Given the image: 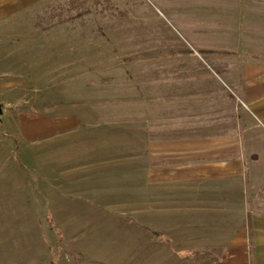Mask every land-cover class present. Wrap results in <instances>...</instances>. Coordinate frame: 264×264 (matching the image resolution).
<instances>
[{
	"label": "rangeland",
	"instance_id": "rangeland-1",
	"mask_svg": "<svg viewBox=\"0 0 264 264\" xmlns=\"http://www.w3.org/2000/svg\"><path fill=\"white\" fill-rule=\"evenodd\" d=\"M255 4L264 0H46L0 23V264H134L148 255L172 264H214L222 256L180 253L200 247L197 237L175 239L172 252L157 246L136 253L134 223L117 213L68 220L64 212L76 195L69 183L74 173L65 170L76 158L43 155L36 142L20 139L13 117L22 111L67 115L81 111L76 105L84 100L131 102L139 97L134 86L144 95L150 84L166 81L198 86L200 63L213 70L232 64L233 71L255 63L248 56H264V46L255 45L264 40L257 36L264 28L253 18L264 14L240 11ZM15 36L34 41L11 45L2 39ZM54 37L64 40L38 44ZM202 50L233 56L207 60ZM235 74L221 79L236 84ZM87 230L97 234L92 246L79 236ZM117 234L124 236V252L106 251ZM215 246L214 239L204 244Z\"/></svg>",
	"mask_w": 264,
	"mask_h": 264
},
{
	"label": "crops",
	"instance_id": "crops-1",
	"mask_svg": "<svg viewBox=\"0 0 264 264\" xmlns=\"http://www.w3.org/2000/svg\"><path fill=\"white\" fill-rule=\"evenodd\" d=\"M44 1L0 0V23ZM240 11L264 14V4ZM253 19L264 28V16ZM2 39L11 45L34 41L28 36ZM255 45L264 46V40ZM200 54L214 61L233 56L214 50ZM250 59L255 63L234 71L232 64L213 70L200 63L198 86L166 81L150 84L147 95L134 86L139 97L131 102L84 100L76 105L81 111L67 115L22 111L13 117L15 129L22 141L36 142L43 155L76 158V164L69 159L71 168L65 170L74 173L69 183L76 195L64 212L68 220L117 213L134 223L136 253L150 254L157 246L172 252L175 239L197 237L200 247L180 253L215 251L222 256L214 264H264V56ZM232 73L238 83L221 79ZM90 232L80 233L87 237L83 245H93L97 234ZM116 238L115 247L108 245L106 251L123 253L124 236ZM211 239L216 249L204 247ZM134 264L172 263L148 255Z\"/></svg>",
	"mask_w": 264,
	"mask_h": 264
},
{
	"label": "water",
	"instance_id": "water-1",
	"mask_svg": "<svg viewBox=\"0 0 264 264\" xmlns=\"http://www.w3.org/2000/svg\"><path fill=\"white\" fill-rule=\"evenodd\" d=\"M1 114H2V106L0 105V116H1Z\"/></svg>",
	"mask_w": 264,
	"mask_h": 264
},
{
	"label": "trees",
	"instance_id": "trees-1",
	"mask_svg": "<svg viewBox=\"0 0 264 264\" xmlns=\"http://www.w3.org/2000/svg\"><path fill=\"white\" fill-rule=\"evenodd\" d=\"M171 53H172V52H171ZM171 53H170V54H171ZM188 255L193 257L194 254H193V253H188Z\"/></svg>",
	"mask_w": 264,
	"mask_h": 264
}]
</instances>
